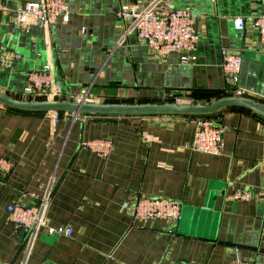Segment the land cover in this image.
I'll return each mask as SVG.
<instances>
[{
    "label": "crops",
    "instance_id": "1",
    "mask_svg": "<svg viewBox=\"0 0 264 264\" xmlns=\"http://www.w3.org/2000/svg\"><path fill=\"white\" fill-rule=\"evenodd\" d=\"M27 1L4 0L0 24V90H23L25 71L54 67L53 89L77 100L88 90L97 102L204 103L227 92L223 49L246 63L241 86L254 97L264 87V48L258 31L234 27L264 12V0H168L200 14L196 61L172 53L156 58L127 21L123 4L157 0H66L70 20L50 28H17L12 18ZM20 55V57H17ZM221 155L189 147L195 125L186 116L94 117L22 113L0 106V264H264V118L244 109L224 111ZM109 138L107 157L81 148ZM250 191L249 200L236 199ZM163 195L182 202L175 226L134 220L124 201ZM44 208V216L72 235L35 236L18 229L8 206ZM236 247L240 250L236 251Z\"/></svg>",
    "mask_w": 264,
    "mask_h": 264
},
{
    "label": "built area",
    "instance_id": "2",
    "mask_svg": "<svg viewBox=\"0 0 264 264\" xmlns=\"http://www.w3.org/2000/svg\"><path fill=\"white\" fill-rule=\"evenodd\" d=\"M5 9L4 0H0V24ZM70 7L66 0H38L27 1L16 8L12 23L15 27L29 33L33 27L50 29L56 21L67 23L70 20ZM118 19L130 23L128 32H136L139 41L148 46L153 55L161 60H167L172 53L182 55L181 62L189 64L196 61L192 52L196 49L199 35L196 29L200 14L191 8H175L168 0H157L153 5L141 8L139 5L123 4L117 13ZM234 27L241 33L250 28L258 31L261 47L264 48V12L246 21L242 17L234 18ZM222 69L226 82V89L230 95L253 96L240 84L243 67V57L227 49L222 51ZM20 57V55H17ZM25 84L17 94L24 100L62 99L63 93L53 89L55 77L54 67L43 64L33 70L23 73ZM85 93V94H84ZM76 101H95L90 99L88 90ZM178 102H192L193 99H180ZM79 116H74L78 118ZM195 125L193 140L187 145L193 151L212 155H221L225 148L224 133L227 126L214 118L190 117ZM81 148L89 149L96 154L107 157L114 148V141L109 138H95L82 141ZM14 163L8 159H0V170L10 172ZM250 191H240L235 194L236 199L249 200ZM121 208L130 211L134 220L161 221L175 226L181 217L182 202L158 195L154 197L142 196L134 201H124ZM44 208L24 206L21 203L8 206L9 218L18 229L35 236L44 230L51 235H72L69 227L57 228L44 216ZM240 248L236 247V251ZM175 264H192L177 262ZM232 264H250L245 260H235Z\"/></svg>",
    "mask_w": 264,
    "mask_h": 264
},
{
    "label": "water",
    "instance_id": "3",
    "mask_svg": "<svg viewBox=\"0 0 264 264\" xmlns=\"http://www.w3.org/2000/svg\"><path fill=\"white\" fill-rule=\"evenodd\" d=\"M246 63L243 62L242 70ZM242 73L240 84L243 82ZM261 98L254 96L227 95L212 101L192 102H97L68 99L24 100L0 90V106L22 113H62L73 116H219L229 108L250 110L264 118V87H254Z\"/></svg>",
    "mask_w": 264,
    "mask_h": 264
},
{
    "label": "trees",
    "instance_id": "4",
    "mask_svg": "<svg viewBox=\"0 0 264 264\" xmlns=\"http://www.w3.org/2000/svg\"><path fill=\"white\" fill-rule=\"evenodd\" d=\"M11 94V93H10ZM11 95H13V96H15V97H18V96H16V95H14V94H11ZM227 95H230L229 93H225L224 95H222V96H220V97H223V96H227ZM220 97H218V98H220ZM19 98V97H18ZM41 100H43V99H41ZM105 102H117V101H105ZM234 108H238V107H233V108H229V109H234ZM229 109H227V110H229ZM9 110H11V109H9ZM13 111H15V110H13ZM17 112H19V111H17ZM59 114H62V113H59ZM221 115V114H220ZM219 115V116H220ZM219 116H204V117H208V118H214V119H216L217 121H219L218 119H219ZM94 117H107V116H94ZM109 117H113V116H109Z\"/></svg>",
    "mask_w": 264,
    "mask_h": 264
},
{
    "label": "rangeland",
    "instance_id": "5",
    "mask_svg": "<svg viewBox=\"0 0 264 264\" xmlns=\"http://www.w3.org/2000/svg\"><path fill=\"white\" fill-rule=\"evenodd\" d=\"M185 102V101H184Z\"/></svg>",
    "mask_w": 264,
    "mask_h": 264
}]
</instances>
